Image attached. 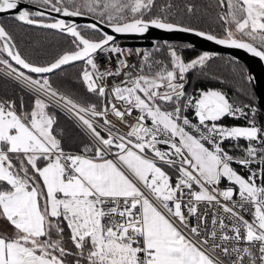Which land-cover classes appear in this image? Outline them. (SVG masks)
I'll return each mask as SVG.
<instances>
[{
	"label": "snow or ice",
	"instance_id": "6c2138e0",
	"mask_svg": "<svg viewBox=\"0 0 264 264\" xmlns=\"http://www.w3.org/2000/svg\"><path fill=\"white\" fill-rule=\"evenodd\" d=\"M216 6L221 35L172 21V5L157 0H0V14L66 33L73 45L37 65L0 24V52L41 74L33 78L0 58L36 93L27 111L0 101V219L13 229L11 236L0 234V264H264L259 109L221 90L187 91L188 73L212 59L208 52L186 61L173 48L167 62L145 53L137 67L128 57L140 53L115 43V34L155 28L194 33L264 61V0H216ZM51 13L91 16L95 22L86 27L100 38ZM104 52L116 59L115 69L100 68L96 57ZM77 61L85 62L81 79L99 105L80 103L43 76ZM53 106L71 113L88 134L79 152L62 146ZM226 118L245 123L229 125ZM226 141L241 150L239 157ZM209 206L217 209L211 216Z\"/></svg>",
	"mask_w": 264,
	"mask_h": 264
},
{
	"label": "trees",
	"instance_id": "16d2710c",
	"mask_svg": "<svg viewBox=\"0 0 264 264\" xmlns=\"http://www.w3.org/2000/svg\"><path fill=\"white\" fill-rule=\"evenodd\" d=\"M157 3L158 5L165 3L172 5L168 17L176 23L202 31H212L217 35L223 33L221 22L217 16L221 9L216 6V0H157ZM188 5L193 7L191 12L188 11ZM158 10L155 9L154 11ZM2 24L13 36V41L21 55L34 64H48L65 51H70L73 48L72 37L56 31L27 26L11 18L3 19ZM82 33L91 39L100 38L99 33L89 29L82 30ZM173 48L178 50L186 61L195 59L204 53L184 43L163 42H157L149 53L152 54V60L167 62L169 51ZM211 56L212 59L203 67L198 66L188 73L187 91L196 93L199 89L207 90L208 88L221 90L238 104H252L257 107L259 110L256 121L258 124H264V113L258 107L253 84L248 80L249 74L246 65L228 55L211 54ZM0 57L8 59L4 52H0ZM84 68L85 63L75 64L64 67L46 78L50 80L54 88L71 96L80 103H96L99 105L101 103L100 99L95 94L87 91L81 79ZM33 78L40 77L33 76ZM33 97L34 95L30 92L0 75V101H15L18 111L21 105L27 111L32 106ZM49 111L54 113L57 118L56 130L60 133L59 138L62 140V146L66 151L79 152L88 143L89 136L65 114L52 107ZM225 123L242 125L245 121L243 119L226 118ZM225 143L231 148L234 155L237 157L241 155L239 148H233L231 142L226 141ZM239 143L241 146H246L244 140H240ZM164 167L165 170H168L166 166ZM233 167L238 166L234 164ZM170 174L175 178L174 172L170 171Z\"/></svg>",
	"mask_w": 264,
	"mask_h": 264
},
{
	"label": "water",
	"instance_id": "95a60500",
	"mask_svg": "<svg viewBox=\"0 0 264 264\" xmlns=\"http://www.w3.org/2000/svg\"><path fill=\"white\" fill-rule=\"evenodd\" d=\"M32 10H37L36 6H32ZM51 15L56 18L66 19L68 20V22H74L78 24L80 26V30L88 29L86 25L95 22L91 16L65 18L56 13H51ZM5 18L13 19L11 14H7V13L0 14V24H2V20ZM31 27H36V26H31ZM36 28H40V27H36ZM48 30L56 31L60 34L71 37L70 35L66 33H61L57 30H53V29H48ZM106 30L110 32L109 29ZM115 35L117 37L115 43L120 42L121 45L123 46H145L151 48L153 46V41L163 42V43H184L202 52H208L209 54H214V55H228L241 61L246 65L249 76L253 78L251 82L253 84L254 91L256 94L258 107L264 113V61L260 60L258 57L252 56L250 53L246 52L245 50L233 49L223 45H218L213 41H208L202 37L196 36L194 33L168 32L162 29H155V28L149 29V31L143 35H139V34H115ZM4 54L7 57V54L6 53ZM7 58L15 67L20 68V66L15 65V62L11 61L9 57ZM80 63H84V61H77L70 63L68 65L62 66L60 69H57L52 73L43 74V76L48 77L49 75L61 70L64 67H68ZM20 70H23L25 71L26 74L32 76L40 77L41 75L35 73H28L27 70H24L22 68H20Z\"/></svg>",
	"mask_w": 264,
	"mask_h": 264
},
{
	"label": "built area",
	"instance_id": "2783aa9c",
	"mask_svg": "<svg viewBox=\"0 0 264 264\" xmlns=\"http://www.w3.org/2000/svg\"><path fill=\"white\" fill-rule=\"evenodd\" d=\"M116 44L118 46L124 48L125 50L131 49V50H133L134 53L138 51L140 53V55H132L131 57H128V59H129L130 63L137 65V67H140V66H142L144 64L143 54L149 53V51L157 44V41H153V46L151 48L142 47V46H136V47L123 46V45H121L120 42H117ZM96 59H97V63L100 65V68L102 70L105 67H109V68L115 69V67L117 66V61L112 56L111 53H107V52L97 53ZM85 67H86V65H85ZM0 75L3 76L4 78L14 82L15 84L19 85L20 87H22L26 91L30 92L32 95H34V96L36 95V93L33 90L27 88L21 80L17 79L15 74H10V70L8 68H6L3 64H0ZM122 79H123L122 76L116 77L115 80H109V81H107V83H109V85H111L113 83H118ZM53 108H55L56 110H58L61 113L65 114L67 117H69L72 121H74L86 133V131L82 128V126L79 124V122L75 119V117L71 113L65 111L63 108H60V107L53 106ZM136 115H137V113L133 112V115L131 117H126V119L129 121V123H131V122L134 121V117ZM108 118L110 120L114 121L117 124V127H119L122 131H127L128 130V129L127 130L123 129V127H125V126L120 124L116 120V118L114 116L109 115ZM216 211H217V209L212 208L211 206H209V208H208L209 216H211V214L213 212H216ZM219 214H220L221 217H224L226 215L222 211H220ZM242 214H244L246 216V218H247V213H242ZM193 223H195V220H193ZM209 226H211V225L209 224Z\"/></svg>",
	"mask_w": 264,
	"mask_h": 264
},
{
	"label": "crops",
	"instance_id": "0c3cea01",
	"mask_svg": "<svg viewBox=\"0 0 264 264\" xmlns=\"http://www.w3.org/2000/svg\"><path fill=\"white\" fill-rule=\"evenodd\" d=\"M13 233L12 227L3 219H0V234L11 236Z\"/></svg>",
	"mask_w": 264,
	"mask_h": 264
},
{
	"label": "rangeland",
	"instance_id": "374dc122",
	"mask_svg": "<svg viewBox=\"0 0 264 264\" xmlns=\"http://www.w3.org/2000/svg\"><path fill=\"white\" fill-rule=\"evenodd\" d=\"M36 28V27H35ZM178 51V50H177ZM212 55H214V54H212ZM1 58V57H0ZM3 59V58H2ZM5 66V65H4ZM6 67V66H5ZM15 67V66H14ZM53 108V107H52ZM195 122V121H194ZM225 185L224 184H222L221 185V187H224Z\"/></svg>",
	"mask_w": 264,
	"mask_h": 264
},
{
	"label": "bare ground",
	"instance_id": "6f19581e",
	"mask_svg": "<svg viewBox=\"0 0 264 264\" xmlns=\"http://www.w3.org/2000/svg\"><path fill=\"white\" fill-rule=\"evenodd\" d=\"M129 47H136V46H129ZM142 47H145V46H142ZM123 129L127 130V128H126V127H123Z\"/></svg>",
	"mask_w": 264,
	"mask_h": 264
},
{
	"label": "flooded vegetation",
	"instance_id": "af4514ba",
	"mask_svg": "<svg viewBox=\"0 0 264 264\" xmlns=\"http://www.w3.org/2000/svg\"><path fill=\"white\" fill-rule=\"evenodd\" d=\"M81 30H87V29H81Z\"/></svg>",
	"mask_w": 264,
	"mask_h": 264
}]
</instances>
